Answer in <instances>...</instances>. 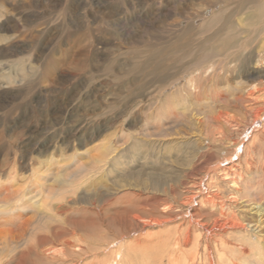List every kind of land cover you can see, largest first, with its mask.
I'll return each instance as SVG.
<instances>
[{
    "label": "rangeland",
    "instance_id": "1",
    "mask_svg": "<svg viewBox=\"0 0 264 264\" xmlns=\"http://www.w3.org/2000/svg\"><path fill=\"white\" fill-rule=\"evenodd\" d=\"M201 60L204 73L195 70ZM258 77L264 80L263 0H0V264H171L182 257L198 235L203 238L188 214L143 230L132 215L146 221L163 211L178 214L171 196L168 205L149 206L165 185L176 187L179 204L186 195L206 194L205 169L232 165L225 159L233 152L230 141L252 122L251 111L214 97L233 99ZM194 84L199 99L188 91ZM176 106L185 116L173 126L165 109ZM222 107L241 123L230 127L225 141L211 137L208 123ZM252 132L240 137L239 155ZM200 136L209 137L203 145L216 141L209 150L214 163L205 168L192 162ZM259 137L264 140V133ZM254 150L247 159L259 164L263 153ZM263 192L252 200L262 201ZM127 193L138 197L127 201ZM97 194L116 202L76 209L90 207ZM57 205L74 209L64 214ZM56 227L66 230L62 238L71 239L72 250L54 235ZM176 228L190 231L189 245L177 243ZM259 229L263 243L264 217ZM38 233L50 235V258L28 251V258L9 262ZM229 248L235 256L226 252L223 258L230 263L264 264V244L244 259L236 245Z\"/></svg>",
    "mask_w": 264,
    "mask_h": 264
},
{
    "label": "bare ground",
    "instance_id": "2",
    "mask_svg": "<svg viewBox=\"0 0 264 264\" xmlns=\"http://www.w3.org/2000/svg\"><path fill=\"white\" fill-rule=\"evenodd\" d=\"M255 1L259 2V0H255ZM263 2H264V0H263ZM184 38H185V36H184ZM184 41H186V40L184 39ZM178 52H180V51H178ZM163 55H166V53L164 52ZM202 62L203 61L201 60L200 62H197L195 64V65L201 64L200 67H197L195 70L200 71L201 68H204V66L206 64L202 63ZM214 62H216V59L213 60V63ZM203 71H205V70H203ZM203 71H200V72H203ZM220 76L221 75L217 74L214 77H217V80H218L221 78ZM224 77L227 79L226 75H224ZM257 79H258V81H255L254 79L251 78L250 82L248 84H242L243 90H244L243 93H240V91H238L239 93H237L233 99H231V97H228L226 94L224 95V93H218L214 97V99L217 101L221 100L223 103H226L227 105L233 106L234 110H236V111H239V112H242V111L245 112L248 110L251 111L252 122L250 125H248L246 127V129L244 131L243 130L242 131H243V133H245L247 130H250L252 128L253 132H252V134L248 135L249 138L244 143L243 148H242V153L240 155L238 153L237 148L240 147V145L243 144V142L245 140L244 138H242V139L240 138L243 136L242 135L243 133L240 134V136H239L240 139L238 138L236 140L230 141V143H231L230 147L233 150V152L229 151V152H231L230 156H228L226 158L224 157V158L226 160H231L230 163H227V165L228 164H232V165L220 166L217 164L216 167H214V168L211 167L212 169H210V171H207V172L205 169V172H204L205 175L204 176H207L208 179H207V184L204 183L206 191L203 193H206V194L200 195L199 197L195 196L196 195L195 193L193 195L192 194H190L188 196L186 195L182 200H180V204H179L177 199H176L177 198L176 197L177 196L176 187L174 185H170V184L168 186L165 185V186H162V188H160V190H159L160 192L163 193V195L151 196L152 202L149 203V206L151 208L158 209L161 206L168 205L167 204L168 200H169L168 196H171L176 200V202L178 204L176 206V207H179L180 212L178 214H176V215L173 214L172 210L170 212H166V213H164V211H163L162 214H157V216H151L150 219L146 220V221L141 220L142 216L137 214V213H134L132 215L133 219H135L137 221V224L139 226H141L139 228L143 230L145 228V226H147L150 223L164 226L166 223H168L171 220H172V222L175 221L176 217L181 216L183 214H188V219H189L188 223L190 222V224L192 223L191 225H193L192 227L198 228L199 231L202 233L203 238L199 239L198 238L199 235L197 234L198 237L193 240V246H192L193 248L186 253H181L182 257H175L174 260L172 259L171 261L173 263L171 262V264H238L235 261H232V263H230L223 258V254H226V252L231 253L230 256L233 254L234 249H230L229 248L230 245H232V244L236 245L238 247V251L240 253H242V256L245 253H247L248 251H250L252 255H256L259 253L258 251H260V247H263L264 242L262 243V240H261L263 234L261 232L262 230H260L259 227L261 226V223H262V220L264 217V196L262 197L263 198L262 201L258 202V201L252 200L257 195V193L260 194L264 190V140L259 137V135L261 133H264V119H263V117H264V104L259 102L261 97H264V80H261L260 77H258ZM194 80H196V79H194ZM197 88H198V85H196V84L190 85V87L188 88V91L193 92L192 90H194V92H193L194 98L199 99L200 93L198 91H196ZM261 100H263V99H261ZM247 102H249L248 105H246ZM251 104L255 105V106H252ZM256 104H258V105H256ZM224 109H225V107H224ZM224 109L222 107L221 109L211 113L210 118H208L209 119L208 123L209 124L212 123L210 125H211V131L213 130L212 131L213 136H211V135L210 136L211 137L223 136L224 141H225L226 137H228V138L230 137L229 136L230 135L229 134L230 127H236L237 128L240 126L241 123H240V119L238 117H236V115H233ZM165 111H166V114H165ZM165 111L162 113L165 114V117L167 118L168 124L171 122V125H173L177 121H179V119H180L179 114H181L182 116H185V113H184L185 109L180 111L177 106L175 107V110H171L170 108H168L167 110L165 109ZM193 118H194V116H193ZM259 125H261V128H259V127L257 128V126H259ZM160 130H161V128L159 127V131ZM239 130H240V128H239ZM205 136L204 137H201V136L198 137V142L196 144L199 146V149L196 151L197 153H195L196 155H194L193 161H192V162H194V161H196V159L200 160V162L204 165L203 168H205L206 165H209L210 163L213 162L214 155L209 154V150L212 146H215V144H216L215 139L214 138L211 139V137H210V139L212 141H209V143L203 145L204 141L207 138H209V137L206 138ZM201 139H203V140H201ZM229 139H231V138H229ZM254 149H258L259 151H261L263 153V155L261 156L262 158L260 157V159H258L259 164H255L252 160L247 159V155L249 154V151L254 150ZM254 151H256V150H254ZM237 154H238L237 158L235 160H232L233 157ZM191 171H195L194 166L191 168ZM195 173H197V172H195ZM185 175H186V177H191L190 175H188V173H185ZM162 177H164V176H162ZM193 177L194 176H192V178ZM213 180H215V182H214L215 190L208 191L207 186L212 187L211 183ZM181 182L183 184V181H181ZM60 183H62V182H60ZM194 183H196V181H194ZM223 183L228 184V188H223ZM231 183L234 186L232 185V187H229V186H231ZM73 184H74V180H71L68 183H66L67 187H71V186H73ZM202 185L203 184H201V186ZM203 189H204V187H203ZM222 191H223V195L221 193ZM99 195L97 194L94 199H92L89 202L88 201L85 202V203L88 202L90 204V207H88V206L86 207L84 205H81L82 207H77L76 209L81 210V211H86V210L95 211V209L97 210L99 208L105 209L107 207H111V205L116 202V200L113 201V198H111V196L109 194H104L100 197H99ZM164 195H165V197H164ZM229 196L233 197L232 200H228L229 198H227V197H229ZM122 197H126V200L129 201L128 199L137 198L138 196H136L135 194H132V193H127ZM142 199L140 201H142ZM239 200H241V201L239 202ZM81 201L84 202V200H81ZM145 202H147V201H145ZM135 203H136V201L134 202V204ZM241 203H242V205H241ZM143 205L148 206V204H146V203H144ZM184 205L187 207L183 209ZM66 206L57 205L56 210L59 211L60 213L65 214V213H68L67 212L68 210L74 209V208H71L72 206L71 207L69 205H68L69 207L68 206L66 207ZM171 208L173 209V205ZM49 219H50V217H49ZM47 223H49V221H47ZM50 227L52 228L53 226H50ZM56 228H57L56 229L57 231H55L54 235L56 237H58L57 235H61V238H62V234H64V231L66 232V230H64L62 227L61 228L59 227L60 230L58 229V227H56ZM177 232L179 234V235L177 234L178 235V239H177L178 244H179L178 240H181L182 245H185V246H187L191 243L192 240H191V235H190L189 230H185V231L182 230L181 231V230H178V228H176V233ZM232 233H234V234H232ZM237 234H239V235H237ZM50 239H51L50 235H48L46 233L45 234L38 233L36 236V240H33L32 244L28 245L27 250L23 251L20 254L19 258H16V256L18 255L16 253L9 262H13L14 260L21 259V258H28V255L30 254L29 252H32V251L37 252L38 257H43L44 259L50 258L48 254L50 252L55 251L54 247L53 248L52 247L51 248L46 247V244L48 243V241H50ZM170 239L171 238H169V240ZM235 241L237 243H235ZM164 244H165V242H164ZM71 245H72L71 239L64 236V238H62V246L66 248V247H70ZM174 246H176V243ZM70 248H68V249L70 250ZM121 249H122V247H120V250ZM128 249H129L128 250L129 252L133 253V252H135L136 247L133 245L132 246L130 245ZM174 249L175 248L172 249V253H176L177 251H181V249H175V250ZM199 249H201V251ZM65 250H67V248ZM71 250H72V248H71ZM120 250H119V252L114 254V255H116V257H121V251L122 250L121 251ZM237 254H239V253L237 252ZM173 255H175V254H173ZM259 256H260V254H259ZM38 257H37V259H38ZM234 258L236 259V257H234ZM238 258H239V256H238ZM244 258L245 257L243 256L242 259H244ZM245 260H244V262H245ZM115 261L111 262V264H117L116 263L117 261L116 262ZM225 261H227V262H225ZM239 261H242V260H239ZM19 264H22V261H20ZM28 264H31V263H28Z\"/></svg>",
    "mask_w": 264,
    "mask_h": 264
}]
</instances>
